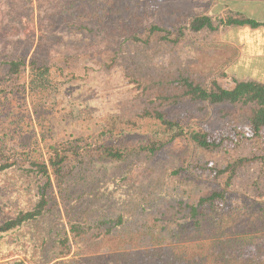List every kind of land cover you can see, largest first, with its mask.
<instances>
[{"label":"rangeland","instance_id":"rangeland-1","mask_svg":"<svg viewBox=\"0 0 264 264\" xmlns=\"http://www.w3.org/2000/svg\"><path fill=\"white\" fill-rule=\"evenodd\" d=\"M61 1L0 0V89H3L0 90V145H7L6 151L16 158H31L26 154L33 155L35 151L46 155V142L62 139L71 132L85 137L87 143H84L88 144L95 141L92 136L105 118L152 106V98L142 93L132 78L134 75L156 77L182 70L195 82L206 84L217 79L225 87H231L241 71L240 65L243 71L262 72V61L245 65L230 60L236 54L231 45L223 42L222 27L216 31L186 30L177 43L143 47L128 42L131 30H143L152 23L174 29L203 14L218 22L225 10L217 0H101V7L110 18L108 27L90 23L76 37L56 16ZM124 43L129 56L116 53L118 45ZM40 45L53 60L64 63L65 72L58 76L59 85L63 87L65 100L76 101V113L57 107H41L40 113H36L28 90V71L17 79L3 77L1 63L6 58L27 56L29 59ZM198 105L200 108L187 106L185 112L194 124L214 135L224 132L229 136L230 140L220 150L204 152L187 139H179L156 156L143 154L129 163L111 165L109 177L95 180L86 176L78 189L67 194V200L56 188L52 209L25 227L27 232L36 233L32 232L36 236L34 246L39 247L31 254L16 257L29 264H59L85 245L72 239L70 222L89 221L99 213L117 214L122 209L131 217L132 227L147 221L161 224L172 211L167 207L169 202L176 203L178 196L187 197L193 185L197 183L199 188V182L209 180L208 171L201 170L206 163L223 167L232 157L264 154V143L240 138V132L249 134L250 130L236 111L225 116L222 107L210 106L204 110L203 104ZM142 130L147 131V126ZM39 183L40 180L18 166L0 175V203L7 202L5 214L12 213L20 204L10 191L35 189ZM232 188L247 196L264 195V162L246 163L238 170ZM66 234L71 239V251L62 257L56 239ZM26 242L30 244L29 240ZM245 255H256V249L246 247Z\"/></svg>","mask_w":264,"mask_h":264},{"label":"trees","instance_id":"trees-1","mask_svg":"<svg viewBox=\"0 0 264 264\" xmlns=\"http://www.w3.org/2000/svg\"><path fill=\"white\" fill-rule=\"evenodd\" d=\"M101 4V0H62L56 16L76 37L90 23L108 27L110 18ZM244 25L256 28L264 26V21L228 9L218 22L203 14L174 29L156 23L143 30L134 28L128 42L150 47L177 43L186 30L216 31L220 27ZM124 45H118L117 55L129 56ZM41 48L38 46L29 59L27 56L6 58L1 63L3 77L17 79L28 71V90L36 113H40L41 107L76 113V101L65 100L61 93L63 87L59 85L58 76L65 72L64 63L53 60ZM145 75L132 78L142 93L152 98L153 105L105 118L101 128L93 134L92 138H96L93 142L85 144V137L71 132L62 139L46 142V155L35 151L33 155L26 154L31 158L22 159L8 153L7 145H0V175L18 166L40 180L35 189L10 191L20 200L12 213L5 214L6 201L0 203V260H4L3 264H29L16 257L31 254L39 247L34 246L36 236L32 232L36 233L27 232L25 227L33 225L52 209L56 188L66 199L86 176L95 180L109 177L111 165L129 163L143 154L156 156L179 139H187L204 152L220 150L230 140L229 136L224 132L214 135L194 124L185 112L187 106L200 108L198 104H203L204 110L210 106L222 107L225 116L236 111L250 130L249 134L240 132V138L264 143V82L235 79L233 86L225 87L217 79L206 84L195 82L182 70L156 77ZM145 126L147 131L142 130ZM258 160L264 162V154L232 157L223 167L206 163L201 170L208 171L209 180L203 179L205 184L199 182V188L197 183L193 185L187 197L178 196L176 203L169 202L167 207L172 211L161 224L147 221L132 227L131 217L122 209L117 214L99 213L89 221L70 222L72 239L85 245L59 264H264V195L247 196L232 188L238 170ZM190 179L194 178L190 176ZM116 192L121 195L119 189ZM56 240L61 256H67L71 251L69 235L58 236ZM246 247H254L256 255L246 256Z\"/></svg>","mask_w":264,"mask_h":264},{"label":"crops","instance_id":"crops-1","mask_svg":"<svg viewBox=\"0 0 264 264\" xmlns=\"http://www.w3.org/2000/svg\"><path fill=\"white\" fill-rule=\"evenodd\" d=\"M222 6L223 10H233L241 12L257 21H264V0H217ZM224 40L226 45H231L234 49V56L232 61L244 62L250 65V62L262 61L264 62V26L251 27L244 26H228L223 27ZM236 50L238 52L236 53ZM236 75L237 79H256L264 82V65L262 72L257 70L250 71L241 69ZM237 68V67H236ZM237 70V69H236ZM249 71V72H248ZM255 71V72H254Z\"/></svg>","mask_w":264,"mask_h":264}]
</instances>
